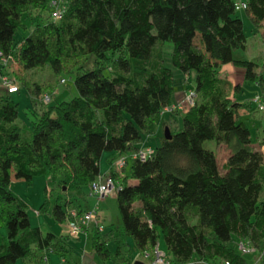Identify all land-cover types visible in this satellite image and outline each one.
<instances>
[{"label":"trees","instance_id":"1","mask_svg":"<svg viewBox=\"0 0 264 264\" xmlns=\"http://www.w3.org/2000/svg\"><path fill=\"white\" fill-rule=\"evenodd\" d=\"M237 1L246 3L257 29L264 0H67L59 20L50 18L48 0H0V57H15L18 75L44 66L54 75L76 69L78 93L45 104L31 120L29 139L10 93L0 94V264H47L51 253L79 264L66 234L31 228L27 205L10 183L51 177L61 189L51 214L67 222L71 204L82 214L76 200L99 178L105 151L113 153L109 171L120 186L116 203L123 235L140 255L152 258L160 229L171 264H264V155L238 120L245 103L233 99L229 81L219 74L233 64L244 69L245 80L257 78L255 62L235 57L246 49ZM44 12L46 21L39 24ZM24 17L33 26L15 42ZM166 42L172 44V65L195 74L193 105L170 112L163 110L174 104L173 72L154 55L156 45ZM256 82L264 101V74ZM35 92L38 97L39 85ZM150 122L158 129L169 126L170 138L162 130L150 157L131 158L146 148L137 143L146 139ZM206 140L225 146L222 172L217 153L203 146ZM122 154L128 157L127 175L112 169ZM45 196L42 211L48 208ZM88 229L94 254L107 262V239L98 225ZM240 240L257 252L241 254Z\"/></svg>","mask_w":264,"mask_h":264},{"label":"rangeland","instance_id":"2","mask_svg":"<svg viewBox=\"0 0 264 264\" xmlns=\"http://www.w3.org/2000/svg\"><path fill=\"white\" fill-rule=\"evenodd\" d=\"M245 1V0H242ZM43 20L39 21V24H42L46 21L45 17L48 16L47 12L43 14ZM236 16L239 17L243 24V30L246 35V49L244 51H236L235 57L243 60L253 61L258 67L255 69L256 72V81H260V77L264 74V21L256 29L252 20L248 16V13L245 9L237 10ZM37 23V22H36ZM32 23L29 19L23 18L22 23L17 28L14 34L15 42H18L25 37L32 27ZM172 44L166 42L163 44H157L154 55L158 54L162 57V62L165 67H169L173 72V103L181 104L187 95H190L194 91L195 87V74L193 71L188 74H183L177 68L172 65L171 62V53H172ZM15 60L16 58H12ZM12 63L2 67V62L0 60V72L7 74L10 78L13 79L14 83L19 86V92L11 95L12 100L17 104L18 116L17 123L20 126L24 127V136L29 139L31 132V120L35 115H39L43 110L47 108V105L43 104L42 99L45 96L50 98V103H55L59 101H66L71 99L74 96H77V90L74 84V79L76 75V69H71L68 71L62 70L58 74L54 75L52 70L48 66H44L40 69H28L23 73H14L12 68ZM109 68V67H108ZM110 70V68H109ZM108 70V71H109ZM235 73L229 76L231 81V91H239L236 94V100L239 102H244L245 106L243 111L239 112V119L249 128L251 132L252 141H256L259 137H264V116L261 111H258L257 105L252 102V99L255 95H262L261 85L256 81L245 80L244 69H237ZM220 76L223 75V70L219 71ZM261 75V76H260ZM64 79V82L61 83L60 80ZM39 85L40 95L37 97L35 89ZM235 88V90H233ZM264 89V86H263ZM6 90L2 87V82L0 78V94H5ZM188 105L184 104L186 108ZM171 126V125H170ZM155 124L150 122L146 131H144V136L146 140L143 139L139 147H150L154 149L159 142V138L162 134V130L169 126L162 128H157ZM170 129V128H169ZM203 146L207 149H210L217 153V163L219 172H222V166L226 161L227 150L224 145L217 144L214 140H206L203 143ZM111 152L105 151L101 155L99 161V178L102 180L106 179L110 175L109 171V161L108 154ZM128 164H126L123 173L125 175L129 174ZM132 179L129 178L128 182ZM11 191L22 199L27 205V214L30 222L31 228L39 227L43 231H49L56 236L67 235V222H58L56 221L52 214V207L56 202V195L61 189L58 187L57 182L54 181L51 177H44L36 175L33 177L30 183H26L23 180H11L10 183ZM89 187L85 188V195L78 196L77 203L81 207V213H84L88 210H96L99 217V225L102 227L105 232L101 233L107 239V247L110 251L109 260L103 263L96 256L97 264H134L136 254L138 253L133 248V240L131 237L124 236L122 220L117 208L116 203V189L113 190L109 195L100 198L97 195L91 194L89 192ZM65 192V191H62ZM264 194V190L262 192ZM260 196V201H264L263 196ZM48 200V208L46 211H42L41 206L43 205L46 196ZM64 196H69L66 193H63ZM78 206L70 205L67 208V214L70 212L75 213L77 216H80L78 212ZM97 225V223H93ZM93 226V225H92ZM99 227V226H98ZM99 227V228H100ZM2 234H5V229L0 230ZM112 233H111V232ZM88 238L81 237L80 241L78 238L74 239L69 237L70 243H72L74 248L80 252L85 251L86 253L92 252L91 244V232L89 233ZM158 238L157 245L160 250L166 251L165 243L163 240L162 232L160 229L157 230ZM79 241V244L76 245V241ZM235 238L233 237V242ZM119 250L118 255L116 254ZM137 252V253H136ZM93 253V252H92ZM140 257L144 258L145 264H149L151 259L146 255L137 254ZM262 253L258 255L260 259ZM249 259V256H246ZM16 264H22L21 261H17ZM204 264V263H201Z\"/></svg>","mask_w":264,"mask_h":264},{"label":"built area","instance_id":"3","mask_svg":"<svg viewBox=\"0 0 264 264\" xmlns=\"http://www.w3.org/2000/svg\"><path fill=\"white\" fill-rule=\"evenodd\" d=\"M49 3V15L52 20H59L62 18L66 6L67 0H48ZM234 8L244 9L246 8V3L237 1L234 3ZM0 60L2 62V67L9 65L11 63H15V60L12 59V56H1ZM0 78L2 82V87L8 93L16 92V84L14 83L13 79L10 78L7 74L0 72ZM61 83L64 82V79L60 80ZM194 92H191L190 95H187L185 100L181 104H173L169 107L164 108V112H170L174 109H184V104L193 105L194 103ZM44 104L50 102V98L47 96L42 99ZM257 105L258 111H261L264 115V101L261 95H255L252 99ZM154 153V150L150 147H146L144 149H137L136 151L132 152L130 157L131 158H138L141 160L150 157ZM128 157L125 154L119 155L114 162L112 163V169L116 172H120L124 169ZM120 188L119 185L116 184L113 177L111 175L107 176L106 179L98 178L91 184V194L97 195L100 198H103L109 195L113 190H118ZM98 218L97 211L90 210L87 212L82 213L80 216H77L75 213L70 212L67 218V236L77 238L80 234L84 233L86 229L89 227L91 223H96ZM237 249L241 254H252L257 252V249L254 248L251 244L246 241L240 240L237 243ZM147 257V254L145 258ZM45 262L47 260H44ZM202 262H196V264H201ZM149 264H171L167 254L160 250L158 245L154 247L153 255L151 258V262ZM193 264V263H192ZM223 264H229L228 261L223 262Z\"/></svg>","mask_w":264,"mask_h":264},{"label":"crops","instance_id":"4","mask_svg":"<svg viewBox=\"0 0 264 264\" xmlns=\"http://www.w3.org/2000/svg\"><path fill=\"white\" fill-rule=\"evenodd\" d=\"M237 69H241L240 67H236V66H234L233 64H226V65H223L222 67H221V70H223V75L221 76V77H223V78H225L227 81H231V79H230V75H231V73L232 74H234L235 75V73H237L236 72V70ZM238 74V73H237ZM234 90V89H233ZM16 92H19V89L16 91ZM16 92H13V93H10V95H13L14 93H16ZM237 92H240V90L239 91H237ZM237 92L236 93H234V91H232L231 92V96L233 97V99L236 101V102H238L239 104H244V102H239V101H237L236 100V94H237ZM244 109L243 108H239L238 109V120L239 121H241V119H239V112L240 111H243ZM242 122V121H241ZM264 130V129H263ZM263 135H264V133H263ZM144 140H146V139H144ZM142 143V141L140 142V143H137V146H138V148H141V147H139L140 146V144ZM253 145L257 148V149H259L262 153H263V155H264V137H259L256 141H254L253 142ZM142 148H144V147H142ZM103 155V154H102ZM109 156V158L108 159H110L112 156H113V153H109L108 154ZM100 165V164H99ZM100 171V170H99ZM134 181L133 180H131L129 183H133ZM262 196H263V199H264V194H262ZM88 210V209H87ZM88 211H90V210H88ZM87 212V211H86ZM98 217H99V215H98ZM99 220H97V225L100 227V225H99ZM98 227V228H99ZM99 231L101 232V233H104L105 232V230L102 228V227H100L99 228ZM111 232V231H110ZM90 233V231H89V229L88 230H86L84 233H82V234H80L77 238H78V240L80 241V239H81V237H83V238H88V235H90L89 234ZM112 233V232H111ZM76 238V239H77ZM75 239V238H74ZM76 241V245H78L79 244V241ZM69 244H70V246L73 248V250H74V252L76 253V254H78V256H79V264H97V262H96V256H95V254H94V252L92 253V252H90L89 254L88 253H86L85 251H83V252H81V254H80V252L79 251H77L73 246V244L72 243H70V241H69ZM165 249H166V247H165ZM166 252V251H165ZM137 253V252H136ZM137 254H139V253H137ZM136 254V258H135V262H134V264H145L144 263V260H141V258L142 257H140L139 255H137ZM142 259H144V258H142ZM47 264H68V263H65L62 259H60L56 254H54V253H51L50 255H49V257H48V261H47ZM194 264V263H193Z\"/></svg>","mask_w":264,"mask_h":264},{"label":"water","instance_id":"5","mask_svg":"<svg viewBox=\"0 0 264 264\" xmlns=\"http://www.w3.org/2000/svg\"><path fill=\"white\" fill-rule=\"evenodd\" d=\"M163 136H164L165 139H169L170 136H171L170 132H169V129L167 127L164 129Z\"/></svg>","mask_w":264,"mask_h":264}]
</instances>
